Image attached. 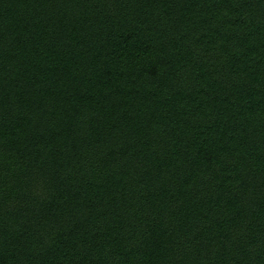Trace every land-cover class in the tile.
<instances>
[{"label":"trees","instance_id":"1","mask_svg":"<svg viewBox=\"0 0 264 264\" xmlns=\"http://www.w3.org/2000/svg\"><path fill=\"white\" fill-rule=\"evenodd\" d=\"M0 264H264V0H0Z\"/></svg>","mask_w":264,"mask_h":264}]
</instances>
